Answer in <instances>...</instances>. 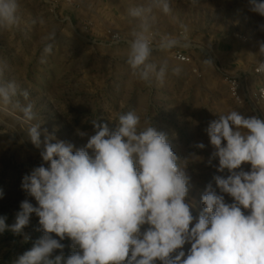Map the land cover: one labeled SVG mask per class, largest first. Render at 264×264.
I'll list each match as a JSON object with an SVG mask.
<instances>
[{"label":"clouds","instance_id":"obj_1","mask_svg":"<svg viewBox=\"0 0 264 264\" xmlns=\"http://www.w3.org/2000/svg\"><path fill=\"white\" fill-rule=\"evenodd\" d=\"M156 8L171 11L168 0H148L129 9L137 23L126 40V63L138 80L163 86L169 65L153 62V52L187 49L190 43L169 35L155 39L151 21ZM248 10L264 17V0H248ZM18 11V0H0V30L19 25ZM259 27L264 30V24ZM112 39L119 42L121 36L116 33ZM258 44L264 57V41ZM52 47L45 43L44 53H51ZM203 63L214 65L211 59ZM9 69L8 61L0 58V110L21 108L24 131L33 146L42 149L43 161L21 182L36 206L22 200L11 225L7 216H0V233L10 231L25 242L31 237L24 229L33 214L38 217L36 230L42 235L13 264H264V118L231 110L209 122L205 132L214 150L207 164L214 166L218 159L216 171L227 170L228 175H214L215 187L213 182L206 185L200 201L204 207L196 217L194 203L186 202L189 161L202 159L196 153L177 156L169 136L158 131L152 119L142 126L135 110L118 114L114 128L91 119L95 134L77 130L87 137L81 148L58 140L42 123L33 122L31 102L21 106L15 101L18 95L27 99L29 93L5 78ZM181 71L179 66L171 68L173 75ZM195 147L202 150L205 144ZM245 164L250 170H244ZM65 239L73 249L67 256ZM186 244L191 245L187 254Z\"/></svg>","mask_w":264,"mask_h":264},{"label":"rangeland","instance_id":"obj_2","mask_svg":"<svg viewBox=\"0 0 264 264\" xmlns=\"http://www.w3.org/2000/svg\"><path fill=\"white\" fill-rule=\"evenodd\" d=\"M147 2L18 0L20 22L0 30V58L10 66L5 78L29 93L27 99L18 95L15 101L21 106L31 102L36 113L33 122L42 123L41 128L58 140L81 148L87 137H80L77 130L95 134L91 119L114 128L118 114L135 110L142 126L152 119L153 126L169 136L177 156L183 159L196 153L201 157L189 161L187 169L191 181L186 202L194 203L192 213L198 217L206 185L214 175H228L227 170L216 171L218 159L214 166L207 164L214 150L205 132L209 122L231 110L264 118V100L259 95L264 92V57L258 53V42L264 41L259 27L264 17L248 10V0H168L170 13L153 10L151 31L157 41L165 35L186 38L190 47L154 51L153 62L167 61L169 72L163 86L156 81L148 85L134 77L126 63V40L137 23L129 9ZM50 33L54 39L45 41ZM116 33L121 36L119 42L112 39ZM45 43L53 45L49 54L43 51ZM204 59L214 65H205ZM176 66L182 69L179 75L171 73ZM25 127L20 107L0 110V189L4 192L0 216H7L8 225L15 222L22 200L27 198L36 206L21 182L43 163L42 149L28 140ZM199 142L204 149L195 147ZM242 167L247 171L251 166ZM225 199L232 202L227 195ZM38 227L33 214L24 229L31 237L27 242L10 231L0 233V264H13L30 250L42 235ZM62 243L65 256L70 255L71 241ZM190 247L184 246L186 254Z\"/></svg>","mask_w":264,"mask_h":264},{"label":"built area","instance_id":"obj_3","mask_svg":"<svg viewBox=\"0 0 264 264\" xmlns=\"http://www.w3.org/2000/svg\"><path fill=\"white\" fill-rule=\"evenodd\" d=\"M259 95H260V98L264 100V92H263V90L260 91V94Z\"/></svg>","mask_w":264,"mask_h":264}]
</instances>
